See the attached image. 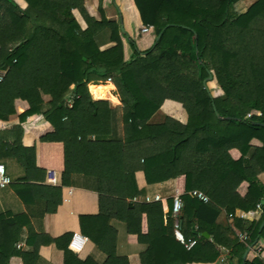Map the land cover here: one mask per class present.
Wrapping results in <instances>:
<instances>
[{
	"label": "trees",
	"instance_id": "1",
	"mask_svg": "<svg viewBox=\"0 0 264 264\" xmlns=\"http://www.w3.org/2000/svg\"><path fill=\"white\" fill-rule=\"evenodd\" d=\"M25 1L28 8L21 10L13 0H0V119L14 114V100L20 99L28 105L21 120L40 114L52 126L53 132L40 140L63 143L62 184H42L44 172L35 167V148L21 145L20 126L10 131L17 135L13 143L3 141L0 133V163L5 158L20 163L25 170L22 180L44 200L46 212L56 211L61 188L74 174L111 181L116 217L147 245L141 264L212 263L221 247L230 250L225 258L236 256L241 264L246 246L232 244L228 227L216 219L222 210L247 212L264 200L257 178L264 172V0H256L242 13L234 9L240 0H134L142 24L153 28L156 41L141 53L128 40L132 51L128 60L118 23L102 16L98 21L88 19L90 24L82 29L70 9L59 14L51 11L56 0ZM41 16L46 20L41 21ZM104 28L111 29L115 45L100 50L95 35ZM212 71L225 100L211 95L207 82L213 77L206 79ZM63 78L72 82V91L44 103L42 95L56 90ZM106 80L115 86L120 109L109 106L108 101L116 103L109 92L105 98L93 99L88 91V84ZM166 99L194 106L186 123L165 116L161 123L149 124ZM251 111L260 115L246 118ZM91 114L99 115L102 125V133L94 138L87 134ZM146 137L152 141L150 146L123 151L126 142ZM253 138L260 139L262 146L252 147ZM233 148L242 154L237 161L229 154ZM138 160L143 161L149 184L184 176L178 216L170 208L164 219L160 202L133 201L140 192L124 165ZM242 182L248 183L243 197L236 191ZM192 190L206 194L209 202L191 197ZM142 214L147 217L146 236L133 228ZM109 220V216H82L81 232L99 246ZM176 220L185 239L196 240L190 250L174 236ZM26 221V215L0 214V264H8L15 255L23 264H35L36 251L16 249ZM234 221L248 232V244L259 234L264 238V223L260 229L258 224L244 227L236 217ZM34 237L28 235V246ZM63 264L97 263L79 260L64 249ZM103 264H128V259L109 254ZM244 264L264 263L255 258Z\"/></svg>",
	"mask_w": 264,
	"mask_h": 264
},
{
	"label": "crops",
	"instance_id": "2",
	"mask_svg": "<svg viewBox=\"0 0 264 264\" xmlns=\"http://www.w3.org/2000/svg\"><path fill=\"white\" fill-rule=\"evenodd\" d=\"M21 10H26L28 4L25 0H13ZM65 9H70L71 14L82 29H85L89 23L88 19L100 20L105 17L108 22L118 23L120 30V38L123 46L124 59L128 60L132 54L129 41H133L136 49L143 53L150 49L156 41L153 28L147 32H141L144 25L141 22L139 12L135 6L134 0H56L51 5V11L59 14ZM41 21L46 20L45 16L40 17ZM111 29L104 28L95 35V41L100 50H106L115 45L111 38ZM0 75L3 71L0 70ZM216 75L212 78L215 79ZM217 79V78H216ZM211 80V81H212ZM108 83L110 88L104 94L91 93L89 86H97L93 83L88 84V91L91 97L105 98L109 92L116 99V103L109 102L111 108L122 107L115 86L111 80L102 81ZM217 82V81H216ZM217 84V83H216ZM73 84L67 78H63L60 86L51 94L42 95V100L47 103L58 97L64 92H71ZM211 90L213 97H220L225 100V93L221 88L215 87ZM72 102L69 101L68 105ZM15 113L8 116L7 119H0V133L3 136V141L13 143L17 135L10 133L14 127H21L20 142L24 148H35L34 164L36 169L43 171V185L59 187L62 184V174L64 172V145L59 141H41L40 139L53 132L52 126L43 119L40 114L27 115L23 120L21 116L28 110V105L25 101L14 100ZM195 110L191 104H184L175 100L166 99L159 110L151 117L149 124H159L165 116H170L180 123L184 124L187 121L188 114ZM258 115L259 112L253 111ZM88 136L94 138L102 133L101 118L99 115H90L88 122ZM152 143L150 138H142L138 140L128 141L123 145V151L129 152L150 146ZM252 147H261L260 139L253 138L250 141ZM252 150L248 153V156ZM231 158L234 161L242 157L238 149L229 151ZM7 169V174L11 179V184L3 189H0V214L5 216L26 215L27 221L21 227L19 241L22 247L18 251H36L38 258L35 264H63L64 249H68L79 260L90 259L97 264H103L107 255L113 254L118 257H126L128 264H141V256L144 254L147 245L138 240V235L128 232L127 225L122 220L116 217V202L114 200L115 189L112 182L105 179L95 180L92 177L82 174H74L69 179L66 186L61 188L60 203L56 211L46 212L44 200L35 195L28 188L27 182L22 179L25 176L24 168L16 160L5 158L1 162ZM124 171L134 175V181L137 190L140 192L133 201L137 203H154L160 202L164 219L167 218L170 208H172V196L178 191L185 194V178L178 176L170 178L162 182L147 183L144 174V164L142 160L129 162L124 165ZM36 176H41V173L33 171ZM51 176L56 178V184L48 183L47 179ZM259 183L264 188V172L257 176ZM34 183V182H30ZM237 193L243 197L248 191V183L242 182ZM183 194V195H184ZM154 196H159L160 199H153ZM149 198V200H146ZM262 209L247 211L249 215L243 220L244 227L249 224H258L261 229L264 223V200L262 201ZM237 209L234 214L241 212ZM245 212V211H243ZM227 212L222 210L216 219V223L222 226H227L229 236L233 239L232 244H243L246 246L242 254L241 264L244 261H252L253 259H261L264 263V238L260 234L256 237L253 244H248V240L243 242L239 236L247 231H241L236 225L234 218H229ZM82 216H109L110 220L103 230L102 239L99 246H96L89 238H87L80 228ZM24 220V219H22ZM245 221V222H244ZM174 226L178 229L179 225ZM26 223V224H25ZM133 228L140 231L141 234L147 235L148 224L147 217L142 214L139 220L133 221ZM174 228V230H175ZM90 227H87L89 231ZM79 233L85 237L86 241L80 252H74L69 248L70 240L73 234ZM28 235L35 236L31 246L26 244ZM209 237V235H208ZM221 251L219 257L212 263H190V264H219L221 259H224V264H238V259L235 256L233 260L227 259L224 256L229 254L228 249L219 248ZM260 252L259 257H255L256 253ZM245 255V259H244ZM232 261V262H231ZM8 264H23L21 257L12 256Z\"/></svg>",
	"mask_w": 264,
	"mask_h": 264
},
{
	"label": "built area",
	"instance_id": "3",
	"mask_svg": "<svg viewBox=\"0 0 264 264\" xmlns=\"http://www.w3.org/2000/svg\"><path fill=\"white\" fill-rule=\"evenodd\" d=\"M149 29H151V26H144L141 28V32L145 33ZM1 78H2V75H0V80H1ZM253 114H256V113L253 111L247 113L246 118H249ZM258 115H260V113H258ZM47 181H48V183H50L52 185L56 184V178L54 176L49 177L47 179ZM10 184H11V179L8 176V174L6 173L5 166L2 163H0V189H3L5 187L9 186ZM183 194L184 193L176 191L172 196V208H171V210H172V213L175 217L178 216L179 212L181 211V209L183 207V200H182ZM188 194L191 197L196 198L197 200L201 201L202 203H208L209 202V197L199 190H192V191L188 192ZM153 199L158 200V199H160V197L154 196ZM146 200H149V198H146ZM261 209H262L261 205L257 204L254 211L256 212V211H259ZM248 215H249L248 213L241 211V212L237 213V215L230 213L228 216H229V218H233V217L237 216L241 219H246ZM174 236H175L176 240L180 244H182L185 247V249H187V250H190L196 244L195 239H185L183 234L177 228H175V230H174ZM239 238L243 242H246L249 239V235H248V233H245L243 235H240ZM85 241H86L85 237H83L79 233H75V234H73V236L70 240L69 248L74 252H80ZM21 247H22L21 243L16 244L17 249H20ZM259 256H260V252L256 253L255 257H259ZM223 263H224V259H221L219 264H223Z\"/></svg>",
	"mask_w": 264,
	"mask_h": 264
},
{
	"label": "rangeland",
	"instance_id": "4",
	"mask_svg": "<svg viewBox=\"0 0 264 264\" xmlns=\"http://www.w3.org/2000/svg\"><path fill=\"white\" fill-rule=\"evenodd\" d=\"M255 1L256 0H240L239 2H237L235 4L234 9L237 13H242V12L246 11ZM212 75L214 76V71H212ZM95 85H97V86H95V87H93L92 85L89 86L90 92L94 93V94L100 93V92L102 94H104L105 91L110 88V85L108 83L100 82V83H97ZM207 86H208V88H210L212 90H214L215 87H217L218 89L221 88V86L219 85L218 80L216 78L213 79L212 81L207 82ZM96 100H102V99H96ZM6 171H8L7 168H6Z\"/></svg>",
	"mask_w": 264,
	"mask_h": 264
},
{
	"label": "water",
	"instance_id": "5",
	"mask_svg": "<svg viewBox=\"0 0 264 264\" xmlns=\"http://www.w3.org/2000/svg\"><path fill=\"white\" fill-rule=\"evenodd\" d=\"M211 78H212V75H209V76L207 77L206 80H209V79H211ZM206 80H205V81H206ZM205 81H204V82H205ZM205 83H206V82H205ZM178 223H179V222H176V225H178ZM202 236L208 238V234H207L206 232H203V233H202ZM244 259H245V255H244Z\"/></svg>",
	"mask_w": 264,
	"mask_h": 264
}]
</instances>
